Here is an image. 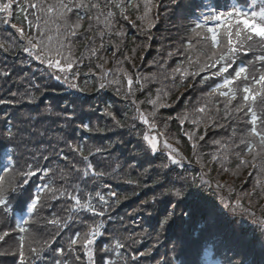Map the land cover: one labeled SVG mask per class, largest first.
Listing matches in <instances>:
<instances>
[{"label":"trees","instance_id":"obj_1","mask_svg":"<svg viewBox=\"0 0 264 264\" xmlns=\"http://www.w3.org/2000/svg\"><path fill=\"white\" fill-rule=\"evenodd\" d=\"M7 2L9 0H0V3ZM11 2L10 18L0 12V40L7 43L16 41L13 51L0 49V73H8L6 77L0 75V99L10 101L0 104V179L4 181L3 191L6 199V204L0 205V234L8 233L0 240V264H21L18 247L20 237L24 233L20 232L18 224L28 228L29 234L37 241H43L51 237L43 231L44 224L45 231L49 228L46 221L54 217L64 220L65 216L70 214L69 210L75 203L71 196L61 197L57 194V199L49 200L47 195H44L48 187L65 188L78 195L82 203L91 197V202L98 209L101 206L95 192L100 191L109 200L110 207L104 217H94L93 213L87 210L71 213L75 217L72 221L77 232L86 231L87 226L92 225L94 220L103 221L104 234L100 236V242L108 243L109 246L105 252L104 244L98 247L100 254L95 255V264H146L145 257H153V254L159 256L157 264H264V231L259 224L260 218L257 219L258 215L254 217L252 211L248 221L244 223L242 210L234 207L229 210L233 215L231 218H221V209L226 201L223 195L225 191H229L230 186L222 185L207 169L209 167L214 174L223 173L226 176L235 173L243 178L239 184V187L245 185L242 189H246L248 181L253 183L259 169L239 167L242 158L251 159L246 146L240 144V137L245 136L251 127L250 117L244 118L242 114L225 116L224 98L217 97V107L221 111L217 113L209 107L211 115L216 117L215 123L223 124V128L210 123L205 129L203 125L197 127L190 121L181 124L176 119L177 116L185 112L192 113L194 109L202 106L205 94L223 83L225 78L234 76L239 67L243 66L250 74L258 76L261 70H264V60L260 59L264 56V49L245 48L238 52L229 71L223 76L212 74L219 70L220 65L183 80L179 73L175 78L171 76L172 70L178 66L196 71V61L201 55V48L195 32L202 31L197 25L205 24V16L226 14L232 7L251 12V3L248 0H150L153 5L150 12L153 27L145 31L146 26L137 19L144 12L145 0H123L125 4L135 2L140 7L138 10L129 8L126 12L127 19L120 15L119 9H111L116 13L115 28L111 33L104 29L103 24L95 22L92 30L87 31L94 13L83 8L74 9L69 14L70 22H75L77 17H80L84 28L79 30L77 35L67 38L73 46L74 54L80 57V62L72 69L79 75L73 78L69 74L77 85V89L73 90L55 79L53 69L23 50L22 45H25L26 41L18 29L24 28L25 32L36 34L35 29L27 28V21L33 18L35 10L28 7L30 0ZM31 2L35 3V0ZM48 2L51 3L52 0ZM235 19L236 17L229 19L225 15L219 23L209 20L205 27L220 28L225 20L232 23ZM120 29L125 33L123 37L115 34ZM100 32H105V35L101 37ZM101 44L103 48H99ZM94 47L98 48L95 56L90 51ZM204 51L207 52L206 49ZM169 53L173 55L169 57ZM125 57L132 59L125 60ZM189 60L192 61L191 65ZM116 61H123L120 66L132 73L134 78L138 73L144 85L139 88L134 84L136 91L131 99L124 98V88L121 86L110 84L103 89L99 88L102 69H98L97 65L103 63L105 69L114 70L117 67ZM152 73H156V79H152ZM116 76L119 77L120 74L117 72ZM21 77L24 79L21 80ZM144 77L148 79L145 80ZM112 78L109 75V79ZM121 79L126 81L124 77ZM244 83H251V75L248 81H237L241 90ZM26 87L37 97L34 102L13 95L23 93ZM118 87H121V94H117ZM160 88L168 92L163 102L171 107L159 110L154 118L157 127L153 129L138 118L137 109L144 113L150 112L152 105L147 103V100L155 98L157 89ZM51 96L61 102V108L54 121L48 125L38 122L35 128L32 127L30 120H35L37 116L39 99L48 97L47 101L50 102ZM239 99L238 92L233 105H236ZM105 109L111 110L116 119L130 127L117 128L114 120L106 115ZM84 125L93 129L100 127L105 131L89 132ZM257 127L259 129L264 125L258 121ZM233 129L236 130L235 136ZM153 132L164 133L163 136L182 151L185 159L191 160L189 156L194 150L193 143H196L197 150L204 146L199 160L202 163L204 161L208 167H203L201 163L197 165L198 162L194 160H191L189 165L185 162L173 163L169 151L159 150L160 152L153 153L147 141L143 139L145 135H152ZM186 132H193L196 136L203 135L204 139L189 140ZM27 133L40 137L42 142L31 147L24 145L30 149L25 150V159H22L23 154L13 149H21L22 135ZM215 140H221L222 144L234 145L228 155L232 156L238 152L239 159L235 163L225 161L227 167L219 165L213 160L212 153L215 151L214 155H223L224 149L215 144ZM71 145L84 148L85 155H89L88 150L91 149L89 160L105 164L94 172H103L104 176L96 180L90 172L88 177H82L76 171V168H84L82 157L70 147ZM96 148L102 151L98 153ZM55 149L60 150L56 158L53 155ZM55 159L60 161L61 167L67 173L63 178L58 167L45 168L47 164H44V160L52 162ZM257 163L259 164L260 160H257ZM29 166L37 175L29 177L25 185L21 174ZM49 169L52 171L49 172ZM201 172L209 174L212 182H206V177ZM38 176L40 178L34 191L27 189V185L34 183ZM177 189L181 191V196L175 195ZM113 191L117 195L110 197ZM35 193L44 197L45 204L51 202L53 210L49 216L40 215L35 222H31L34 216L39 215L37 210L33 214L30 212V202L35 198ZM253 194L260 193L256 190ZM116 199L120 200L119 204L115 203ZM260 207H264V200L254 207L259 213H263ZM25 209L28 214L27 221L23 222L25 224L22 226V222L17 221L15 215H9L8 210L17 214ZM165 219L168 220L167 224L164 223ZM111 220L117 225L119 232L111 233H118L116 240L124 245L123 248L117 247V242L113 241L114 238L107 228V223ZM234 220L242 222L236 225L238 229L241 226V230L232 228L230 221ZM148 224L150 228L152 225H157V228L153 227L148 231ZM53 241L49 248L40 252L47 257L46 261L37 264H49L50 257L63 260L65 264H81L88 260L87 256H83L78 262L74 261L67 248ZM5 246H14L16 260L8 262L5 259ZM59 248L65 249L63 256L59 251H55ZM25 252L26 264L37 257L28 254L27 245Z\"/></svg>","mask_w":264,"mask_h":264},{"label":"snow or ice","instance_id":"obj_2","mask_svg":"<svg viewBox=\"0 0 264 264\" xmlns=\"http://www.w3.org/2000/svg\"><path fill=\"white\" fill-rule=\"evenodd\" d=\"M28 7L35 10L33 18L27 21V28L29 30L35 29L36 34L33 35L31 31L25 32L24 28L18 29L20 35L23 36L26 41L25 45H22L23 50L37 61L45 63L48 68L54 70V76L57 81L63 79L65 83L69 84L70 87H77L76 84L71 83L68 79L69 74L73 78L79 75L78 72L72 71L73 66L80 62V57L76 56L73 52V46L68 42L69 36L77 35L78 31L84 28L82 23V18L77 17L75 22H70L69 14L73 12L74 9H86L92 11L94 14L90 18V22L87 26V31H91L93 28V22L96 24H103L104 29L111 33L115 28V16L116 13L111 9H119L120 15H123L127 19L126 12L129 8L139 9L140 5L133 2L131 4H125L123 0H52L51 3L48 0H35V3H32L31 0L28 4ZM144 12L142 15L137 17L138 20L143 22L146 26L144 29H151L153 23L150 17L151 8L153 5L150 3V0H145L144 2ZM12 2L9 0L7 3H0V12L5 13L9 18L11 17ZM227 15L229 19L236 17L234 22L229 23L227 20L224 21V25H221L220 28L215 27H205L209 20H215L220 22L224 19V16ZM246 17V18H243ZM205 24L197 25L198 29L202 31H196L195 35L197 37V42L201 48V55L197 58L196 71H189V68L178 66L172 70L171 76H175L179 73L180 78L186 79L189 76L199 75L200 72L206 71L209 68H214L217 65H220L219 70L212 73L214 76H223L224 73L229 71L232 61L235 60L237 53L247 48L248 50L255 49L260 47L264 49V6H261L259 10L245 12L240 7H232V9L225 13H220L218 15H208L204 17ZM16 27V25H13ZM195 31V30H194ZM115 34L119 37L125 35L122 29L117 30ZM210 34V35H208ZM99 35L103 37L105 32H100ZM16 47V41L13 40L11 43H7L4 40H0V49L4 51H13ZM191 47V45H189ZM99 48H103V44L99 45ZM207 50L205 52L204 50ZM119 50V46H117ZM91 54L96 55L98 48H91ZM135 49H133V53ZM169 57L173 53L168 54ZM132 57H125V60H130ZM261 60H264V56L260 57ZM189 65L192 64V61H188ZM117 67L113 69H105L104 64H98L97 68L102 69L99 76V88L103 89L107 85L115 84L124 88L123 95L126 100L131 99L135 96L136 88L134 84L139 88H143L144 85L141 83L139 74H136L134 78L133 74L130 73L126 68L120 66L123 64V61H116ZM60 74H55L56 72ZM119 73L120 76H116V73ZM0 75L7 76V71L0 73ZM109 75L113 78L109 79ZM251 75V83H244L242 90L240 89L237 81H248L249 76ZM121 77L126 78L122 80ZM156 73H152V79H156ZM24 77H21L23 80ZM143 79L147 80V77ZM33 87H37L33 85ZM121 87L117 88V94H121ZM84 91V89H80ZM240 93L239 102L236 105H233V101L237 100V93ZM13 95H19L20 99L28 98L31 101H35L37 97L31 92V89L26 87L23 93H13ZM168 96V92L163 88L157 89L155 98H150L147 100V103L152 105V110L148 113H144L137 109L138 118L147 124L150 128H156L155 117L162 108L171 107L170 104L163 102L164 99ZM217 97H223V112L225 116H232L233 114H242L244 118L250 117V125L247 134L240 137V144L245 145L247 148V154L251 156V159L242 158L240 160V168L243 167H255L264 174V127H257L258 121L264 125V70L257 75H252L249 73V70L243 66L239 67L235 71L234 76L231 78H225L223 83L216 85L208 93L205 94L202 106L194 109L192 113L185 112L176 117L181 124L186 121H190L194 126L199 127L203 125L205 129L209 126L210 123L215 124V126L223 128V124H216V117L211 115L210 107L212 110H215L217 113L221 111L217 107ZM6 102L3 99H0V104ZM19 102V101H17ZM106 115L111 117L114 120L115 126L117 128L130 127L121 120L116 119L114 113L111 110L105 109ZM151 118V119H150ZM89 132H104L105 129L96 127L91 128L88 125H84ZM165 127L167 125L165 124ZM11 134V133H9ZM164 133H160V136H163ZM185 135L188 136L189 140H203L204 136H196L193 132H186ZM236 135V130L233 129V136ZM147 141L150 150L155 153L158 148V139L156 136L145 135L143 137ZM166 148L173 150V153L176 151L173 149V146L168 143L167 139L163 141ZM215 144L221 145V148L224 149L223 155H214L213 160H228V153L234 145L222 144L221 140H215ZM76 152L80 154L83 161L86 162L84 168H76V171L82 175V177H88L90 175V170H92V164L89 162V156L92 155V150L89 149V155H85V149L76 145H71ZM193 149L197 147L196 143L192 145ZM96 152H101L99 148L95 149ZM172 154V153H170ZM237 156L240 153H236ZM67 159V157H65ZM257 160H260V163H257ZM173 163H177L175 158H173ZM75 168V165H73ZM49 172L52 170L49 169ZM61 171V178H63L67 173L63 169ZM115 171V170H114ZM93 179L99 180V178L104 176L103 172H92ZM24 178V183H28V178L35 175V172L32 171L29 166L25 172L21 174ZM259 183V180L257 181ZM4 181L0 179V205L6 204V199L3 191ZM57 194L61 197L71 196V199L75 202L70 209V214L67 219H60L54 217L51 220L46 221L48 224L56 225L57 230L54 235L59 234L62 228H67L69 222L72 221L75 217L71 213L73 211L87 210L88 212L93 213L94 217H104L107 214V209L110 207L109 200L105 198L100 191L95 192V197L98 198V201L101 205V208H97L91 202V197L88 198V201L85 203L81 202V198L78 195H75L73 192H69L65 188H52L48 187L45 189V195H47L49 200L57 199ZM117 194L113 191L110 193V197H115ZM176 196H181V191L176 190ZM43 197L38 193L31 202L30 212L33 214L38 206H41ZM116 204L120 203L119 199L115 200ZM164 223L167 224L168 220L165 219ZM19 227L20 232L24 233L20 237V243L18 247V254L21 260V264H26V252L25 246L27 245V252L30 255L39 256L40 252L44 248H49L51 243L54 241L51 237L47 240L37 241L33 236L29 234V229L26 227ZM104 224L103 221L96 222L93 221V224L87 226V230L77 234L75 238H69V254H73L77 251L81 253H86L88 258V264H95V250L94 245L97 242V239L103 235ZM8 233L4 232L0 234V240H3ZM131 240V237H129ZM35 245V246H34ZM79 245V249H77ZM118 248H123L124 245L117 242ZM61 255L65 253L64 248L56 249ZM135 259V257H133ZM74 261H79L80 256L74 255ZM30 264V262H28ZM56 264H65L63 260H57ZM71 264V262H69ZM110 264V262H109Z\"/></svg>","mask_w":264,"mask_h":264},{"label":"rangeland","instance_id":"obj_3","mask_svg":"<svg viewBox=\"0 0 264 264\" xmlns=\"http://www.w3.org/2000/svg\"><path fill=\"white\" fill-rule=\"evenodd\" d=\"M155 133H157L159 136L157 134H154V132L152 135H149V134H147V135L157 137V139H158L157 151H159V150H163L166 152L169 151L170 153H172L171 154L172 159L175 158L177 163L185 162V163H188V165H189L191 163V160H194V161L198 162L197 165H200V163H201L203 165V167L205 165L207 166V164L204 161L202 163L199 160V158L201 157V150L204 148V146L202 148H200L199 150H197V148H195L193 150V153L191 154V156H189V158L191 160L185 159L181 150H179L177 147H175V145L171 144L167 138H165L164 136H160V134L158 132H155ZM165 139H167L168 143H170L173 146V149L176 150L174 153H173V150H170V149L165 147V145L163 143V141ZM214 153H215V151L212 153L213 156H214ZM228 157H229L228 160L233 162V163H235L239 159V157L236 154H233L232 156L228 155ZM216 162H218V164L221 165L222 167L228 166V164L225 161H221V160L217 159ZM193 164H195V163H193ZM199 168H201V167H199ZM207 169L218 180V182H220L222 185L226 184V186H230L229 191H225V194L223 195V197L226 199L223 207L228 212L221 213L220 217L221 218L230 217L231 212H229V210L232 207H234V208H238V209L242 210V212H243L242 219L245 223L248 221V218H249L251 212L253 211L254 217H255V215H258L257 219L259 220V218H260L259 224L262 225L263 231H264V211H263L264 207H260V209L262 210L263 213H259L254 208L259 204V202H262L264 200V174H262L260 171H258L256 173V175H257L256 178L253 180V183L251 184V182L248 181L247 182L248 186H246V189H242V187H245V185L242 184L239 187V184L243 178L238 177L235 173L230 174V176H226V175H223V173L214 174L213 170L209 167ZM229 172H227V174ZM201 174H202V172H201ZM202 175L204 177H206V182H212V179H209V177H208L209 174H202ZM257 177H263V179L257 178ZM258 180H259V183L257 182ZM256 190H257V192H259L262 195L253 194ZM256 197L257 198L260 197L261 199L258 200ZM240 223H242V222H240Z\"/></svg>","mask_w":264,"mask_h":264}]
</instances>
